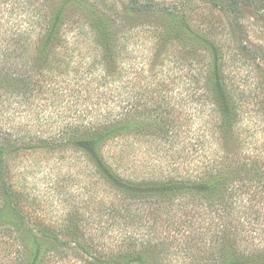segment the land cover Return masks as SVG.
Segmentation results:
<instances>
[{
  "label": "trees",
  "instance_id": "obj_1",
  "mask_svg": "<svg viewBox=\"0 0 264 264\" xmlns=\"http://www.w3.org/2000/svg\"><path fill=\"white\" fill-rule=\"evenodd\" d=\"M86 1L0 0V264H264L249 0L193 27L191 0Z\"/></svg>",
  "mask_w": 264,
  "mask_h": 264
},
{
  "label": "rangeland",
  "instance_id": "obj_2",
  "mask_svg": "<svg viewBox=\"0 0 264 264\" xmlns=\"http://www.w3.org/2000/svg\"><path fill=\"white\" fill-rule=\"evenodd\" d=\"M16 5L21 9L29 6L30 4L43 5L50 9L56 6H65L69 10V14L73 17H79V13L84 9V6L88 4L86 0H14ZM118 7L122 9L125 7L126 2L124 0H115ZM161 5H167L174 8L175 5L183 2V0H155ZM187 6L178 7L175 9L177 12V20L183 24V26H194V21L198 17H202L208 12L214 10H220L226 5L225 0H191L189 3L186 1ZM89 6V5H88ZM24 8V9H26ZM243 23L248 27V30L256 32H250L247 37L248 40L254 42L256 45L264 46V3L262 0H249L243 4ZM223 16L228 24H231V15L223 10ZM24 20V19H23ZM136 20L139 22H146L148 24H165L164 18H156L154 15H137ZM24 23V22H23ZM193 23V24H192ZM234 36L238 37V34L234 32ZM59 54V53H58ZM57 58L65 59L63 55H59ZM27 160L22 161L21 164H27Z\"/></svg>",
  "mask_w": 264,
  "mask_h": 264
}]
</instances>
